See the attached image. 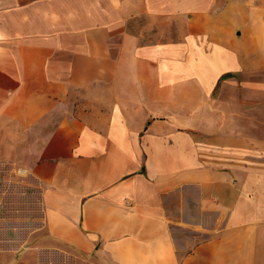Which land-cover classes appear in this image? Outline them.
I'll return each mask as SVG.
<instances>
[{
  "label": "crops",
  "instance_id": "1",
  "mask_svg": "<svg viewBox=\"0 0 264 264\" xmlns=\"http://www.w3.org/2000/svg\"><path fill=\"white\" fill-rule=\"evenodd\" d=\"M0 161L37 264H264V0H0Z\"/></svg>",
  "mask_w": 264,
  "mask_h": 264
},
{
  "label": "trees",
  "instance_id": "2",
  "mask_svg": "<svg viewBox=\"0 0 264 264\" xmlns=\"http://www.w3.org/2000/svg\"><path fill=\"white\" fill-rule=\"evenodd\" d=\"M39 191L35 180L15 176L8 164L0 161V248H18L42 223ZM54 249L41 250L38 264H77L70 254Z\"/></svg>",
  "mask_w": 264,
  "mask_h": 264
},
{
  "label": "rangeland",
  "instance_id": "3",
  "mask_svg": "<svg viewBox=\"0 0 264 264\" xmlns=\"http://www.w3.org/2000/svg\"><path fill=\"white\" fill-rule=\"evenodd\" d=\"M16 176V175H15ZM32 237H30L28 244L25 246H22L18 248V250L14 249H3L0 250V264H37V246L34 245V240L37 238L31 234ZM58 247L63 248L61 244L57 245ZM53 248V247H48ZM59 251H64L65 253L70 254L77 264H89L88 261L82 257V256H74L72 252H69V250L65 249H54ZM58 253V252H57ZM59 258H63L61 255L58 256ZM68 262V261H67Z\"/></svg>",
  "mask_w": 264,
  "mask_h": 264
}]
</instances>
